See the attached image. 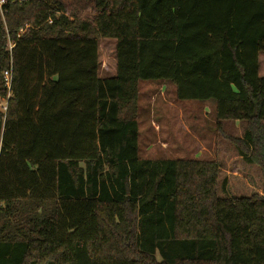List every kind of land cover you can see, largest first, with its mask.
Returning a JSON list of instances; mask_svg holds the SVG:
<instances>
[{
  "label": "trees",
  "instance_id": "1",
  "mask_svg": "<svg viewBox=\"0 0 264 264\" xmlns=\"http://www.w3.org/2000/svg\"><path fill=\"white\" fill-rule=\"evenodd\" d=\"M86 1L90 22L0 9V264H264V196L222 197L215 161L141 159L136 122L142 81L212 100L264 180V0Z\"/></svg>",
  "mask_w": 264,
  "mask_h": 264
},
{
  "label": "rangeland",
  "instance_id": "2",
  "mask_svg": "<svg viewBox=\"0 0 264 264\" xmlns=\"http://www.w3.org/2000/svg\"><path fill=\"white\" fill-rule=\"evenodd\" d=\"M59 2L69 19L77 17L91 21V8L86 0ZM114 51V41H99L100 77L115 75ZM259 62V76L264 77V54L259 56ZM139 93L136 122L141 159L215 161L220 167L218 183L224 182L225 185L224 194H220L222 197L264 196L260 169L243 160L234 146L223 138V135L242 137L244 123L222 121L217 132L215 102L179 101L169 83L142 81Z\"/></svg>",
  "mask_w": 264,
  "mask_h": 264
},
{
  "label": "built area",
  "instance_id": "3",
  "mask_svg": "<svg viewBox=\"0 0 264 264\" xmlns=\"http://www.w3.org/2000/svg\"><path fill=\"white\" fill-rule=\"evenodd\" d=\"M18 1L21 2L23 0H18ZM4 3H5V0H0V9H1V7H2V5ZM3 77H4L5 87H6L7 91H8V96H7V99H8V97H9V90H10V86H11V75H10V71L4 72L3 73ZM6 100L1 101L2 104L0 102V104L2 105V107H1L2 111L1 112H3V113L6 112Z\"/></svg>",
  "mask_w": 264,
  "mask_h": 264
},
{
  "label": "crops",
  "instance_id": "4",
  "mask_svg": "<svg viewBox=\"0 0 264 264\" xmlns=\"http://www.w3.org/2000/svg\"><path fill=\"white\" fill-rule=\"evenodd\" d=\"M110 77V76H109ZM238 138H240V137H238Z\"/></svg>",
  "mask_w": 264,
  "mask_h": 264
}]
</instances>
